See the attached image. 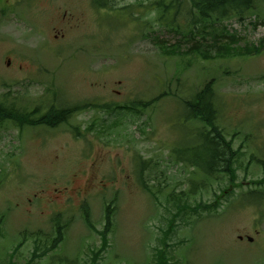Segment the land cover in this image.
<instances>
[{
    "label": "rangeland",
    "instance_id": "374dc122",
    "mask_svg": "<svg viewBox=\"0 0 264 264\" xmlns=\"http://www.w3.org/2000/svg\"><path fill=\"white\" fill-rule=\"evenodd\" d=\"M6 1L0 101L92 107L54 129L0 124V264H264V0L197 29L186 2L160 23L156 0ZM207 83L233 180L174 161L177 146L195 155L187 131L202 125H185L182 101ZM55 217L63 238L47 251Z\"/></svg>",
    "mask_w": 264,
    "mask_h": 264
},
{
    "label": "trees",
    "instance_id": "16d2710c",
    "mask_svg": "<svg viewBox=\"0 0 264 264\" xmlns=\"http://www.w3.org/2000/svg\"><path fill=\"white\" fill-rule=\"evenodd\" d=\"M114 0H93L97 9H112L111 2ZM259 0H156L154 2V11L157 21L161 23L168 12L174 11L176 14L182 9V5L186 2L189 5L187 14L189 16L188 22L186 21L185 27L191 29H197V27H212L221 21L235 18L238 21H243L244 18L257 10V3ZM260 12V11H258ZM158 47L164 44L163 41H158ZM163 48V52L167 53L174 51V47ZM201 52V50H199ZM215 56H224L223 50L218 49L213 51ZM221 53V54H220ZM231 55L236 52L229 51ZM212 56V55H211ZM161 97L152 99L150 103H140L144 106L155 104ZM184 108L183 121H197L200 128L192 131H188L194 140L196 139V145L192 148L195 152L194 156H189L187 152L183 150L175 149L174 154L175 162L185 164L199 172L203 173L206 177L219 171L220 169L228 170L230 178L233 180V170L231 168L234 160H232V149L229 147L231 140L226 142L222 131L217 125L218 109L215 105L214 92L212 90L211 83H207L202 89L197 92L191 99L182 101ZM69 111L57 110L56 107H50L49 110L38 120H32L27 118L28 116L20 115L14 108H4L2 102H0V124L4 122H18V125L29 126H56L57 124L66 120ZM186 115V116H185ZM185 123V124H186ZM195 174V171H194ZM193 184V188H196L195 181L190 180ZM255 193V192H251ZM250 193V194H251ZM258 195V193L256 194ZM214 206L211 207L213 209ZM112 209L106 207L104 215V227L102 231V249L106 247L107 234L110 232L112 226ZM55 223V238L50 241V248H45L47 251H51L56 248L61 241L62 232L60 231V224L58 219L53 221ZM85 222L90 226L89 213L85 210ZM36 251V249H35ZM36 253L34 252L32 257L34 258Z\"/></svg>",
    "mask_w": 264,
    "mask_h": 264
},
{
    "label": "flooded vegetation",
    "instance_id": "af4514ba",
    "mask_svg": "<svg viewBox=\"0 0 264 264\" xmlns=\"http://www.w3.org/2000/svg\"><path fill=\"white\" fill-rule=\"evenodd\" d=\"M77 193L80 194L79 191H77Z\"/></svg>",
    "mask_w": 264,
    "mask_h": 264
}]
</instances>
